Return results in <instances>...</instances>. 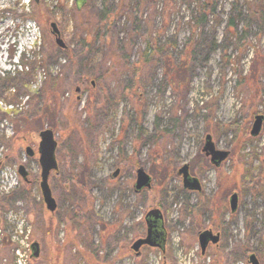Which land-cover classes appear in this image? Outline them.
Masks as SVG:
<instances>
[{
    "label": "rangeland",
    "instance_id": "rangeland-1",
    "mask_svg": "<svg viewBox=\"0 0 264 264\" xmlns=\"http://www.w3.org/2000/svg\"><path fill=\"white\" fill-rule=\"evenodd\" d=\"M262 2L90 0L92 13L111 10L98 32L110 43L106 54L98 43L91 53L82 44L89 36L71 17L73 0H0V78L27 74L0 91V264H250L251 255L264 264V12L254 14ZM111 38L124 43L131 66L111 59ZM165 43L170 61L158 57L133 73L148 45ZM80 53H98L97 71L108 74L97 80L93 67L80 68ZM50 56L57 58L43 67ZM184 62L174 84L164 82L167 65ZM256 116L261 131L251 137ZM44 130L57 142L58 170L48 178L54 213L39 191ZM206 135L228 152L218 168L201 151ZM20 164L28 184L16 175ZM184 164L200 192L182 189L176 172ZM138 168L151 183L135 193ZM151 209L163 217L164 252L143 247L135 257L130 247L145 237ZM205 230L220 239L201 255L197 236ZM20 241L37 242L39 258Z\"/></svg>",
    "mask_w": 264,
    "mask_h": 264
},
{
    "label": "water",
    "instance_id": "water-1",
    "mask_svg": "<svg viewBox=\"0 0 264 264\" xmlns=\"http://www.w3.org/2000/svg\"><path fill=\"white\" fill-rule=\"evenodd\" d=\"M87 0H74V5L76 10H80L86 4ZM35 4L39 3V0H34ZM51 35L54 37L55 45L64 49L65 45L59 37V32L55 24H50ZM263 117L256 116L251 126L249 135L251 137H257L261 131ZM40 142L38 144V162L40 171V190L42 201L46 207V210L53 213L56 210V203L52 197L50 188L48 186L49 174L56 171L57 161L55 156V151L57 148V142L55 141L54 134L50 130H44L39 134ZM25 152L28 156H32L33 152L30 148H26ZM202 152L205 157L209 158L210 164L215 168H218L223 161L228 157L227 151L216 150L212 142L211 136L206 135L204 139V145L202 147ZM18 174L22 179H26V171L23 166H19ZM118 170H116L112 177H116ZM177 174L182 177V187L184 190L191 192H199L201 187L199 181L195 178L190 177L188 173V166L183 165L177 171ZM151 183V178L145 173L142 168H138L135 172V183L134 192L139 193L144 189H149ZM229 209L231 213L237 210L238 196L233 193L229 197ZM144 222L146 225V235L143 238L137 239L130 247L136 257L140 254V249L142 247L157 248L164 252V247L166 244V231L163 227V217L158 209H152L148 211L144 216ZM219 241V234L213 235L211 231L205 230L198 235V245L201 254H203L208 246V244H217ZM39 256V245L37 243L31 244V258L36 259ZM248 262L250 264H258L257 259L254 255L248 257Z\"/></svg>",
    "mask_w": 264,
    "mask_h": 264
},
{
    "label": "trees",
    "instance_id": "trees-1",
    "mask_svg": "<svg viewBox=\"0 0 264 264\" xmlns=\"http://www.w3.org/2000/svg\"><path fill=\"white\" fill-rule=\"evenodd\" d=\"M89 1L87 0L86 4L84 5V7H82L80 10H72V14L71 17L74 18L75 21L79 22V24L84 27V32L86 33L88 37L87 38H83L82 39V44H86V48H88L89 53L92 52V49H95V44L98 43L99 48L97 50H100L102 48L107 49L106 54L108 53L109 49L111 47H109V44L107 43V37L104 35H101L99 32V29L101 28V26H107L108 22V16L111 13L110 9H107L106 7L102 8L101 11L96 12V13H92L91 11L88 10V5H89ZM210 1V0H207ZM75 8V7H74ZM208 11V12H207ZM201 13V16L199 18H197L196 20H198V25L200 24H205V22L207 21L208 15L213 14L214 13V7L213 8H207L205 10H203ZM258 12H264V0L262 2V4L255 9L254 14L258 17H262L258 14ZM232 18L228 24V28H233V22L234 19H236L237 17L232 13ZM136 31H139V27L137 26V28H135ZM82 37V35H80ZM111 43L114 45L115 49H113V51H111L110 57L111 59L116 58L117 59V63L119 67H127V66H131L130 63H127L124 61V57L121 55V52L123 50V44L121 41H119L116 38H111ZM197 45H201L200 43H197ZM167 48V44H161L160 47H158V45H154L152 44V47H150V45H148L146 47V49H144V51L142 52L140 58H139V67H134L133 68V73H135L136 70L141 71L142 67L148 66L153 64L154 60L156 58H160L163 61H170L169 59V55H168V51H166L164 49ZM202 46V45H201ZM65 50V49H64ZM193 52L195 53L194 49ZM56 59L57 57L54 56H50L48 61L47 60H42V65L43 67L48 66L50 63H53L54 60L51 59ZM99 56L98 53L95 55L94 58H90V56H86L85 54L80 53L79 57H78V66L80 68H83L84 66L86 68H92L94 69V71L96 72V74H92L95 75L94 78L99 80L101 78H104L106 74H108V71H97V65H99L98 60ZM171 65V66H170ZM167 65L169 66L167 71L169 72V74H165L164 75V82L168 83V84H174V81L180 76V68H184V66L186 65V62L183 63L182 67H179V65L177 64H170ZM46 68V67H45ZM109 68L113 69L114 67L111 65V63L109 64ZM7 77H3L0 78V91H2V88L6 87V84L8 85H12V84H16V83H20L23 81L24 78H21L22 76H26L27 74L25 73H18L16 75H14L12 78L8 77V74H6ZM170 77V78H169ZM169 78V79H168ZM20 79H22V81H20ZM15 81V82H14ZM54 81H51V84H54ZM8 85V86H9ZM12 94L8 95V98L11 97ZM0 99H1V95H0ZM40 113V112H39ZM73 193H77L76 191H72L70 194ZM263 220H264V216H263Z\"/></svg>",
    "mask_w": 264,
    "mask_h": 264
},
{
    "label": "flooded vegetation",
    "instance_id": "flooded-vegetation-1",
    "mask_svg": "<svg viewBox=\"0 0 264 264\" xmlns=\"http://www.w3.org/2000/svg\"><path fill=\"white\" fill-rule=\"evenodd\" d=\"M40 139V138H39ZM214 144V143H213ZM214 147H215V145H214ZM29 148V147H28ZM31 149V148H30ZM215 149H216V147H215ZM216 150H218V149H216ZM31 151L33 152V155L32 156H28L27 155V153H26V155H27V157H33L34 155H35V153H34V151L31 149ZM201 151H202V149H201ZM203 153V152H202ZM204 154V153H203ZM37 155H38V148H37ZM205 156V155H204ZM38 158H39V155H38ZM38 158H37V162H38ZM206 158H208V157H206ZM209 159V158H208ZM56 161H57V159H56ZM209 163H210V161H209ZM38 165H39V162H38ZM184 165H187V164H184ZM0 166H1V162H0ZM19 166H23L24 167V169H25V171H26V173H27V175H26V179L24 180V179H22L20 176H19V174H18V168H19ZM57 166H58V163H57ZM183 166V165H182ZM181 166V167H182ZM188 166V165H187ZM213 166V165H212ZM180 167V168H181ZM214 167V166H213ZM39 169H40V167H39ZM57 170H58V168H57ZM57 170L56 171H53V172H51L50 174H49V176L52 174V173H56L57 172ZM179 170V169H178ZM177 170V171H178ZM40 171H41V169H40ZM188 173H189V175H190V172H189V167H188ZM16 175L17 176H19L20 177V179L25 183V184H28V183H30V181H29V179H28V177H29V172H28V170H27V167H25V165H23V164H20V165H18V167H17V171H16ZM176 175L177 176H179L178 174H177V172H176ZM40 176V175H39ZM179 177H181V176H179ZM190 177H192V178H195V179H197L196 177H193V176H191L190 175ZM49 178V177H48ZM198 180V179H197ZM199 181V180H198ZM181 182H182V177H181ZM199 184H200V187H201V183H200V181H199ZM49 186V185H48ZM50 188V187H49ZM182 189H183V187H182ZM201 189H202V187H201ZM201 189H200V191H201ZM39 191H40V195H41V190H40V181H39ZM51 191V190H50ZM199 191V192H200ZM41 199H42V196H41ZM43 202V201H42ZM44 204V203H43ZM56 205H57V203H56ZM45 206V205H44ZM238 206V205H237ZM46 208V207H45ZM57 209V208H56ZM152 210V209H151ZM235 213V212H234ZM144 220V219H143ZM145 223V222H144ZM146 227V226H145ZM1 232V231H0ZM201 232H203V231H201ZM201 232H199V233H201ZM199 233H198V235H199ZM213 234V233H212ZM216 234H219V233H215V234H213V235H216ZM167 235V234H166ZM166 238H167V236H166ZM197 239H198V236H197ZM219 239H220V234H219ZM219 242V241H218ZM34 243H37V242H34ZM19 244H20V246L21 247H25L26 248V251L27 252H29L30 253V259H33V258H31V244H29V243H24L23 241H20L19 242ZM38 244V243H37ZM218 244V243H217ZM217 244H208V246L207 247H209L210 245H217ZM39 245V244H38ZM207 249V248H206ZM206 251V250H205ZM205 253V252H204ZM203 253V254H204ZM203 254H201V255H203ZM17 255H18V253H17ZM39 255H40V247H39ZM38 258H39V256H38ZM38 258H36V259H38ZM36 259H33V260H36ZM18 262L20 263V264H22V262H21V260L20 259H18Z\"/></svg>",
    "mask_w": 264,
    "mask_h": 264
},
{
    "label": "built area",
    "instance_id": "built-area-1",
    "mask_svg": "<svg viewBox=\"0 0 264 264\" xmlns=\"http://www.w3.org/2000/svg\"><path fill=\"white\" fill-rule=\"evenodd\" d=\"M17 264H20L18 261L16 262Z\"/></svg>",
    "mask_w": 264,
    "mask_h": 264
}]
</instances>
